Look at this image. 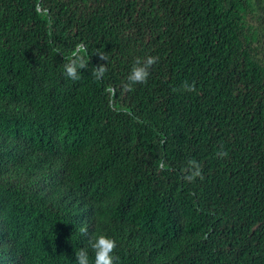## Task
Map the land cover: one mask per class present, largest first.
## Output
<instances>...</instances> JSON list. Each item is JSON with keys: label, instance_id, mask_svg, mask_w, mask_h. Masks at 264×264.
Here are the masks:
<instances>
[{"label": "trees", "instance_id": "1", "mask_svg": "<svg viewBox=\"0 0 264 264\" xmlns=\"http://www.w3.org/2000/svg\"><path fill=\"white\" fill-rule=\"evenodd\" d=\"M101 234L114 264H264V0H0V264Z\"/></svg>", "mask_w": 264, "mask_h": 264}, {"label": "clouds", "instance_id": "2", "mask_svg": "<svg viewBox=\"0 0 264 264\" xmlns=\"http://www.w3.org/2000/svg\"><path fill=\"white\" fill-rule=\"evenodd\" d=\"M86 48L82 44H77L72 54L68 57V63L64 64V75L72 80L80 79L79 71L85 69L88 64V60L84 53H86ZM101 60H107V57L103 54H99ZM159 57L148 56L146 61L137 60L136 64L133 66L131 72L128 75V83L125 87L131 91L134 84H143L147 82L149 76V69L152 65L156 64ZM106 71L105 65H100L95 68L93 73L97 79L103 77ZM186 92H195L196 88L194 84H190L187 81L183 82L181 89ZM174 91H178L174 89ZM228 156V152L224 150H219L216 153V157L223 159ZM188 172L184 179L188 182H193L196 178L203 179L202 170L200 164L195 160H190L188 162ZM81 233H86L87 229L82 227L80 229ZM90 247L94 252V264H114L113 253L117 248V242L115 239L108 237L107 235L101 234L97 236L94 240L89 241ZM75 260L77 264H89V254L84 248H81L78 252H75Z\"/></svg>", "mask_w": 264, "mask_h": 264}]
</instances>
